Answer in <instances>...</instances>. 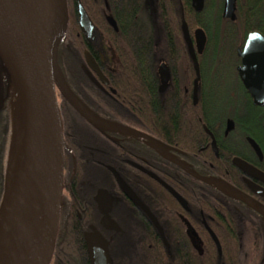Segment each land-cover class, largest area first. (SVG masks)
Here are the masks:
<instances>
[{"label":"flooded vegetation","instance_id":"obj_1","mask_svg":"<svg viewBox=\"0 0 264 264\" xmlns=\"http://www.w3.org/2000/svg\"><path fill=\"white\" fill-rule=\"evenodd\" d=\"M239 1L242 0L236 2V14ZM170 2L137 0L136 6L143 9L147 16L150 6L158 3L161 7H168ZM190 2L193 8V0ZM217 2H222L221 19L216 23L210 20L208 26L213 31H223L229 23H235L237 18L235 21L225 19L224 0ZM205 3L206 0L204 7ZM67 5L69 21L74 19L82 33V36L78 35L81 51H78L75 65L70 66L68 64H73L74 55L66 53L63 63L58 55L59 66L74 94L96 116L109 124L93 126L57 91L63 138L68 147L64 149L58 237L63 226L64 231L70 229L76 232L80 249L86 256L87 264H90L86 237L98 234L107 243L112 264H115L127 254L126 250L133 245L132 239L142 236V230L150 228L151 232L162 236L161 218L166 192L174 201L167 200L169 206L176 210L178 225L184 229L187 237L185 247L190 249L194 260H197L196 256L204 255L207 236L212 239L210 231L215 235L209 225L212 224L224 235L226 257L221 264H263L264 257L261 260L260 250L264 248V217L243 202L215 192L171 160L185 164L201 177L222 179L264 206V150L253 138L237 129L232 119H226L223 125L221 118H217L214 120L216 126L213 131L207 125L214 100L222 104L229 103V100L239 101L234 96L223 98V85L212 81V66H206L204 74L201 68V62L207 64L211 58L214 45L226 40V36H210L201 27L190 29L184 21L181 26L182 37L175 39L171 36L168 40L162 37V57L152 75L153 80L147 83L150 98L144 97V101L134 107L127 103L125 91L120 88L123 68L119 66L118 54L109 32L110 29L118 32L112 25L114 21L117 26L118 0H67ZM171 5L176 6L177 0H172ZM80 6L99 32L95 43L90 42L80 28ZM183 24L187 25L189 31L199 75L185 38ZM197 30L204 33L200 39ZM179 38H182V43H179ZM247 38L236 49L238 65L234 71L237 76L242 62L238 53L244 49ZM64 44L68 46L65 41ZM144 75L148 77L147 73ZM238 79L248 94L239 76ZM64 101L70 109V122H66L67 117L62 113ZM251 102L253 104L252 98ZM139 107L145 113H136ZM149 116L155 119V126L149 124ZM230 120L234 128L227 133ZM178 121L199 127L200 136L197 137L194 129H191V132L185 133L186 139H182L176 128L170 138L171 133L165 132L164 125L178 127ZM249 139L259 146L261 155ZM153 140L166 146V151L154 144ZM116 175L130 194L120 186ZM195 182L202 185L199 186V193L196 192ZM163 183L174 190L184 204ZM259 239L262 241L259 242ZM232 249L236 254L231 252Z\"/></svg>","mask_w":264,"mask_h":264},{"label":"trees","instance_id":"obj_2","mask_svg":"<svg viewBox=\"0 0 264 264\" xmlns=\"http://www.w3.org/2000/svg\"><path fill=\"white\" fill-rule=\"evenodd\" d=\"M170 1L168 7H161L158 3L150 6L146 16L144 10L136 6L137 0H118L116 8L118 32L115 33L111 29L109 32L111 33V42L118 54L119 66L123 68L121 72L124 76L119 84L120 88L125 91L124 96L128 100L127 103L138 107L139 105H135L143 102L144 97L150 98L148 94L150 88L147 83L153 80L152 75L155 74L159 58L162 57V37L165 36V40L171 36L175 39L182 37L181 26L184 21L190 29L201 27L210 36L223 34L226 36L224 38L226 40L214 45L211 58L207 64L201 62V68L204 74L207 70L206 66H212L211 74L214 78L212 81L223 85L221 90L224 94L223 98L228 97L230 99L234 96L233 98H237L239 101L231 102L229 100V103L222 104L220 101L214 100L211 105V118L207 120V125L213 131L216 126L214 120L217 118H221L223 125L226 119H232L236 122L237 129L244 131L264 150V107H257L252 104L251 98L239 84L238 76L234 71L238 65L236 49L242 46L248 34L259 32L264 36V0L239 1L236 14L237 21L229 23L223 31H213L208 26L210 20L216 23L215 21L221 19L222 2L216 4L217 0H206L204 10L196 13L190 0H177L176 6L171 5L172 0ZM81 34L78 24L71 18L58 47V55L61 57L62 63L65 54L69 53L75 58L73 64H67L68 66L75 65L78 51H81L78 37V35L82 36ZM231 36L234 38L232 39ZM64 41L68 43V46H65ZM179 43H182V38H179ZM145 73L148 74L147 78ZM2 74H4V78H7L4 70ZM6 80L5 89L9 85V79ZM233 80L237 82L238 87L232 85ZM135 112L145 113L140 107ZM62 113L65 118L67 117L66 122L72 120L69 118L70 109L65 101L62 106ZM149 118V124L155 126V119L151 116ZM10 123L7 99L0 110V211L6 188L5 174ZM178 124V127L170 126V124L164 125L165 132L171 133L170 138L173 137L172 134L176 128L182 139H186L185 133L191 132V129H194L197 137L200 136L199 127H193V125L191 127L190 123L183 121H178ZM159 126L161 127V125ZM212 161L215 163L213 157ZM195 184L196 192L199 193V186L202 185L199 182H195ZM210 187L215 192L221 193L214 187ZM164 194L165 208L161 218L162 236H157L150 231V228L142 230V236L132 239L133 245L126 250L127 254L123 256V259L119 258L115 264H221V261L226 257L223 233L216 228V225L209 224L214 229L221 251L214 241L207 236L204 255L196 256L197 260H194L190 249L185 247L184 242H187V237L184 229L178 225V218L175 216L176 210L170 207L167 202L168 199L174 201L166 192ZM64 229L63 226L57 240L52 264H87L86 256L80 249L78 234L71 232L69 228L68 232ZM179 241L180 244H178ZM261 241L259 239V242ZM260 251L262 260L264 248ZM231 252L235 253V250L232 249Z\"/></svg>","mask_w":264,"mask_h":264},{"label":"water","instance_id":"obj_3","mask_svg":"<svg viewBox=\"0 0 264 264\" xmlns=\"http://www.w3.org/2000/svg\"><path fill=\"white\" fill-rule=\"evenodd\" d=\"M236 2L237 0H224L223 17L225 19L236 20ZM58 3L63 20L61 34L53 51L50 42L37 29L0 2V49L4 54L9 52L16 63L19 78L22 81L41 141V188L30 252L25 264H51L57 244L64 182V149L68 148L63 138L57 91L79 115L93 126L99 127L101 124H109L101 120L83 104L64 79L58 64L57 52L68 27L69 13L67 0H58ZM193 8L196 12H201L204 8V0H193ZM79 13L81 16L80 28L87 39L95 43V38L97 35L99 36L98 30L82 6H80ZM112 25L117 30L114 21H112ZM183 31L199 75V65L186 24H183ZM197 35L200 39V35L203 36L204 33L202 30H197ZM238 55L242 61L238 67V76L252 98L253 105L264 107V36L259 32L251 33L246 40L244 49L239 50ZM3 70L10 79L6 89L2 79ZM160 73L163 74V71L160 70ZM13 86L14 77L0 61V110L7 101ZM233 126L234 123L230 120L227 133L233 130ZM249 142L261 155L259 146L254 140L249 139ZM154 144L164 151L167 149L160 142L154 141ZM213 147H215L214 140ZM171 160L180 165L191 177L243 202L264 217L263 205L224 180L214 177H201L194 170L187 168L185 164L174 159ZM117 179L123 190L130 194L118 176ZM163 185L180 203L184 204L182 198L174 190L164 183ZM1 227L2 220H0V229ZM210 234L219 251H221L218 239L211 231ZM86 238L90 264H112L108 245L104 239L98 234H90Z\"/></svg>","mask_w":264,"mask_h":264},{"label":"bare ground","instance_id":"obj_4","mask_svg":"<svg viewBox=\"0 0 264 264\" xmlns=\"http://www.w3.org/2000/svg\"><path fill=\"white\" fill-rule=\"evenodd\" d=\"M37 29L52 50L61 34L62 12L58 0H0ZM0 61L14 77L12 107L21 118L23 149L16 182L9 188L0 229V264H25L30 252L42 175V154L36 127L18 68L9 52L0 49Z\"/></svg>","mask_w":264,"mask_h":264},{"label":"rangeland","instance_id":"obj_5","mask_svg":"<svg viewBox=\"0 0 264 264\" xmlns=\"http://www.w3.org/2000/svg\"><path fill=\"white\" fill-rule=\"evenodd\" d=\"M2 79H3V83H6L7 82L6 79H9V77L7 75V78L6 77L4 78V74H2ZM232 85L238 87L237 82L235 80L232 81ZM13 94H14V86L12 87L8 97V108H9V116L11 123L9 129V146H8L7 161H6V174H5L6 188H5L4 200L2 202V207H1L2 212L0 211V220H2L3 218L8 190L16 182L19 164L21 160V153L23 149L22 123H21V118L14 113L12 107ZM59 103H60V97L58 96V104Z\"/></svg>","mask_w":264,"mask_h":264}]
</instances>
